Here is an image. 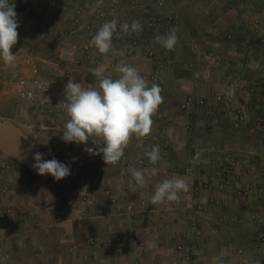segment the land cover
Returning <instances> with one entry per match:
<instances>
[{"label":"crops","instance_id":"obj_1","mask_svg":"<svg viewBox=\"0 0 264 264\" xmlns=\"http://www.w3.org/2000/svg\"><path fill=\"white\" fill-rule=\"evenodd\" d=\"M115 1L48 0L52 8L62 3L67 8L59 10L54 38L62 32L68 40L76 41L80 51V45L89 43L104 24L98 18L101 12L115 16L118 28L114 34L120 33L119 25L128 22L124 15L130 11L128 4ZM167 5L181 40L172 50L168 69L159 82L164 102L153 117L149 135L163 138L166 154H160V160L148 170L133 165L144 172L146 179V185L135 192L128 189L127 165L107 166L102 154L91 164L92 156L83 147L76 154L83 160L78 164L81 177L77 181L53 178L47 186L32 182L20 196L17 174L1 173L0 210L11 209L7 221H0V264H174L179 259L174 251L177 246H185L194 254L192 264H213L214 257L218 258L215 264H264V149L246 146L250 127L236 132L233 120V109L244 112L248 119L255 117L254 103H259L256 97L263 70L250 65L252 58L246 46L239 55L236 42L226 40L239 31L236 10L264 19V0H169ZM76 29L78 36L70 38V32ZM129 40H113V45L117 49V44ZM71 49L72 53L77 51ZM158 50L162 52L161 46ZM134 55L138 63L143 62L138 68L146 67L145 72L151 69L152 63L143 52L136 50ZM72 56L69 64L76 68L80 61ZM121 59L111 53L93 58L105 63L104 75L113 79L118 78L115 69ZM62 64L64 68L68 65L64 57L58 66ZM88 74L90 81L86 84L69 75L85 88L98 87L96 77ZM196 100L206 104L195 108ZM181 141L185 146L176 151ZM67 144L73 148L71 142ZM151 149L152 145L133 136L124 156L135 160L134 164L142 157L149 162L145 153ZM197 152L200 159L192 166L189 161ZM246 159L250 161L247 166ZM95 167L101 170L95 171ZM227 171L234 172L229 181L235 187L220 191L223 179L219 175ZM174 177L184 178L190 190L180 193L179 202L152 205L156 186ZM204 184L210 190L203 191ZM4 186L11 188L6 196L1 194ZM76 187V191L87 190L86 200L74 194ZM239 188L248 189V195L239 196ZM195 228L199 229L198 236ZM80 252L87 255L83 262L76 260ZM239 252L243 255L240 260Z\"/></svg>","mask_w":264,"mask_h":264},{"label":"clouds","instance_id":"obj_2","mask_svg":"<svg viewBox=\"0 0 264 264\" xmlns=\"http://www.w3.org/2000/svg\"><path fill=\"white\" fill-rule=\"evenodd\" d=\"M15 7V0H0V60L6 68L10 69L16 68V54L14 55L11 49L17 44L19 35ZM117 28L116 19L106 21L92 36L88 46L94 47L99 54L111 53L112 56L122 57L123 51L116 49L113 45V35L117 33ZM119 29L124 33L129 31L138 33L142 30V25L138 20H133L131 24L128 22L120 24ZM177 32L178 29L173 28L166 35H157L154 41L166 50L172 51L179 40ZM231 36L232 34L227 38L231 39ZM167 69L168 66L165 70ZM89 71L98 80V87L85 88L82 83H77L70 78L64 90L65 99L57 105V108L62 109L68 117L64 125L62 140L66 143L75 142L78 145L87 144L91 140L94 147H86L84 151L90 156L102 154L104 163L107 166H114L124 156V151L133 136L141 139L150 135L154 123L153 117L164 102V97L161 95L162 88L159 86L164 74L158 83L152 82L149 86V82L138 72L137 68L124 61L116 65L115 71L118 78L115 79L105 76L102 66ZM203 106L195 105V108ZM159 145L153 146L145 153L149 165L142 169L152 168L151 164L154 165L160 160V154H166V147H159ZM184 146L182 141L177 142L176 151L183 150ZM200 155L197 152L189 163L195 166ZM33 159L35 163L32 167L39 175L50 174L56 181L70 175V166L54 158L44 160L43 154L36 152ZM21 167L28 171L25 167ZM127 171L130 173L128 181L130 191L135 192L137 187L143 188L146 185L143 171L135 166H129ZM188 171L191 172V168ZM27 174L31 173L28 171ZM124 174L122 170L121 175ZM189 190V184L182 177L165 179L156 186L150 202L152 205L165 201L179 202L180 193H187ZM217 259L213 258V264Z\"/></svg>","mask_w":264,"mask_h":264},{"label":"rangeland","instance_id":"obj_3","mask_svg":"<svg viewBox=\"0 0 264 264\" xmlns=\"http://www.w3.org/2000/svg\"><path fill=\"white\" fill-rule=\"evenodd\" d=\"M158 1L159 0H149V1L118 0L117 3L116 1L113 3L123 4V6L124 4H128L129 6L127 7V10L130 11V13L128 14L129 15L128 18L133 19L132 17H135L132 12V10L134 11L133 7H137V10L139 11V13L137 14L136 18H139L138 16L142 14L141 9L144 5L153 4L154 2L158 3ZM15 4H16L15 11L17 13L18 20L20 21L19 28H18L20 29L18 32L19 42H17V44L14 45L12 48V53L14 55L16 54V68L15 69L8 68V73L5 77L7 81H15L17 78L21 77V74L25 71V69H29V67L35 65L42 72V74L46 75L48 79L53 81V83L55 84V89H54L53 97L51 99V103H48L50 107L46 109L43 108L42 109L43 113L40 112V114H35L33 111V108L29 107L28 105L22 104L21 102H18L14 100L13 98L11 99V97L9 96L4 95V91L3 89H1V86H0V120L1 121L17 120L18 122L17 126H19L23 130L26 136L30 137L33 140L36 146H38L42 150H51L52 152L55 153V157L48 158L47 160H51L54 158L57 161L70 166V175H68L66 178L62 180L70 181L69 179H71L73 181H77V179L81 177L80 176V165L78 164L79 162L83 160H81L78 155L76 156V154L79 148L83 147L85 149L88 146H84L83 144L78 145L76 143H71L73 144L72 146L73 148L70 149L69 144L51 135L56 125H59L58 123H61V122L66 123L68 119V117L63 112V110L60 108H57V105L62 100L65 99V95H64L65 86L68 80L71 78L69 74H73L71 76L75 75L77 80H81V82H84V84H86L87 81H90V76L88 74L90 73L89 69L102 66L103 70H105L104 68L105 63H103V61H100L101 63L100 62L98 63L95 60H93V58H95L96 55L99 54L98 51L94 47H89L88 45H86L89 47V51L83 52L82 50H80L83 52L82 53L79 50H77L76 41H74L73 38L68 40L67 38H65L64 33L57 32L56 39L54 38L53 34L55 33V31L53 30V25L55 24L58 26V20L60 18L61 12L67 9L63 3L57 4L56 7L54 8L46 6L42 14L29 9L27 0H15ZM59 10L61 11L60 13H59ZM123 10L125 9H122V11ZM235 13L237 15V19L239 20V21L237 20L239 23V27H238L239 31L237 34H234V36L232 35L231 39H226V40L230 42H236L235 44L238 45L237 50L239 49V52H238L239 55L241 52L243 53V50H242L243 47L244 46L247 47L248 49L247 55H249V57L252 58L250 65H252L259 71L263 70L262 71L263 76L261 75V80L262 82H264V78H263L264 77V56L262 57V55H264V19H260L261 16L259 18L258 16L247 14L244 11L236 10ZM82 26L88 27V26H91V24L90 25L83 24ZM22 28H24L22 30L23 32L21 31ZM65 33H67V30ZM59 44H62V47ZM122 44L124 45H119V44L116 45L117 49L120 51H123L124 53L120 62L124 61L128 65L136 67L138 72L144 78H147L148 73L151 74L157 70L158 66L155 67L153 64H151V69L146 72H145L146 67L138 68V66H140V64L142 65L143 62L138 63L136 61L137 59L133 57L132 52L127 46L129 43H126V44L122 43ZM65 46H67L68 49H65ZM60 47L64 48L62 49V52H61ZM73 48H75L77 51L72 53L69 51V49L73 50ZM76 52L78 56L75 55ZM71 54H73L72 57H74V60L80 61L79 64L77 65L78 67L76 68L70 65L72 63ZM89 56H91L92 58L91 60L87 61L86 57L88 58ZM61 57H64V59H66V63H68V65H65V68L63 64H62L63 66L61 65V67L58 66V63ZM84 62L88 63V65H85ZM2 63L3 61L0 60V64ZM94 83L96 84V81H94ZM258 83L260 84L261 81ZM84 84L82 85L85 87L86 85ZM253 86L255 87V85ZM261 94L262 93L259 90V95ZM258 96L256 98L259 100V103H254L255 105L254 116L259 117L260 119L261 116L264 115V110H263V106H260L261 105L260 103H262V98ZM237 107L239 108V105ZM49 110H53V113L49 114L48 112ZM233 110L235 111V115H236L238 113V110L237 111L236 109H233ZM253 118L248 119L249 122L247 123V125L249 124L248 127H250V130L248 131V134L246 135V138L248 139V141L245 142L246 146H249V148L253 150H256L257 148L264 149V136H263L264 131L258 128V125H259L258 123H260V120H256V118L255 119ZM234 119H235V116H234ZM41 121L46 123V124H43V129L41 128V125H42ZM170 123H173V122L170 120ZM44 127L46 128L45 130H44ZM155 137H157L158 142H160V145L162 147H166V145L164 144L162 140L163 138H161L160 135L155 136ZM58 140H60V143ZM60 149H62V151L64 150L69 151L70 153H72L71 155L73 156L75 155V159L72 160L71 155H67L65 159V155L62 153ZM0 156L3 157L2 161L0 162L1 163L0 165H2L4 162L11 161V163L14 166L17 165L26 173L28 172L24 170L21 166H19L16 162L9 159L8 157L2 154H0ZM83 156H84V162H85V155ZM127 158L132 160V158L130 157H127ZM249 162L250 161L246 159L244 164L247 166ZM100 168L101 167H95V171L96 169L100 171ZM231 174L233 176L235 175L234 172ZM74 175H76V177H74ZM51 179H53V177L50 174H48V180L46 181V183H43L40 179H37L35 176L30 174L29 186L32 184V182H38L40 184L43 183L44 185L47 186ZM16 180L18 182V179ZM20 183H21L20 184L21 187L19 186V188L17 189L18 190L17 192L21 193L19 194L21 196V195H24L23 192L26 191L29 186L25 188L23 187V184L21 181ZM76 189L77 187L74 189V194L80 195L81 198L86 200L88 196L87 190L79 188L80 190L76 191ZM14 192L16 191H12L11 194H13ZM27 200L26 198H24L25 202ZM24 208H26V206L24 207V204H22L21 209L25 210ZM10 209L11 208H9V210ZM198 232H199V229H197V231L194 232L196 236L200 234ZM77 252L79 253L78 250ZM76 256H78L76 259L78 262L79 261L83 262V260L86 258L87 255L80 252V254Z\"/></svg>","mask_w":264,"mask_h":264},{"label":"built area","instance_id":"obj_4","mask_svg":"<svg viewBox=\"0 0 264 264\" xmlns=\"http://www.w3.org/2000/svg\"><path fill=\"white\" fill-rule=\"evenodd\" d=\"M168 1L169 0H159L158 3L154 2L153 4L144 5L141 9L142 14L138 18V21L142 25V30L138 33L137 32L126 33L127 36L130 38V41L132 42L131 44L129 43L127 45L130 51L132 53L135 52L136 50L139 51L140 53L143 52V56L146 60H148L149 62L151 61V63L155 67L158 66L157 70L154 73L151 74L148 73L147 78H145L149 83L152 82L158 83L159 80L162 78V75L165 73V69H166L165 62L168 59L170 53V51L166 50L162 46H161L162 52H159L158 51L159 44L155 43L154 38L157 35L168 34L171 31L169 30V28H174L177 24L174 23L175 17L173 16L172 11H169L168 9L169 8V6L167 5ZM27 2L29 9L39 12L40 14L44 12L46 6L51 7L52 5V3L50 5L47 4L48 0H27ZM124 16L129 17L127 13H125ZM98 18L100 19L101 22L105 23L106 21H111L112 19H114L115 16L112 13L108 14L105 12H101L98 13ZM167 26L170 27L167 28ZM70 34H71L70 36H78L79 29L72 30ZM179 39H181L180 36ZM17 42H19V39ZM86 45H88L87 42H84L80 45V49L83 52L89 51V47ZM7 73H8V68L5 67L4 63L0 64V86L1 89H3L4 91V95L9 96L11 97V99L13 98L16 101L21 102L22 104L28 105L29 107L33 108L35 114H40V112L43 113L42 110L43 108L46 109L50 107L48 103H51V99L53 97V93L55 89V84L53 83V81L48 79L46 75L42 74V72L38 69V67L33 65L29 67V69H25V71L21 74V77L17 78L15 81H7L5 77ZM261 83L262 86L259 90L262 93L260 98L263 99L262 103L264 110V82L261 81ZM45 97H47L48 99H46ZM203 105L204 103L202 101L196 103V106H203ZM184 107H189V106L185 105ZM48 112L49 114H52L53 110H49ZM159 119L160 120L165 119V116H159ZM41 122H42L41 128L43 129V124L46 123L43 121ZM248 122H249L248 118L245 115H241L239 111L234 119L235 129L238 132H241L242 128L248 127L249 125V124L247 125ZM58 124L59 125H56L55 129H53L51 135L57 139L62 140L63 131L65 130L64 129L65 123L61 122ZM258 128L264 131L263 124L262 125L259 124ZM45 129L46 128L44 127V130ZM60 140H58L59 143ZM141 141L143 143H147L148 145H150L151 143H153L154 146L159 145L157 137L151 138L149 135L147 137L141 138ZM71 143H75V142H71ZM83 145L88 147H94L91 143V140H89L87 144H83ZM159 147L162 146L159 145ZM60 150L62 151V149ZM62 153L65 155V159L67 155L72 154L67 150L62 151ZM99 156L100 155H92L91 164L95 163L98 160ZM71 157L72 160L75 159V155L74 156L71 155ZM118 163H123L128 167L136 165L137 167L140 168H144L149 165L144 157L139 158L136 164H134L135 160H131L126 156H123ZM9 171H13L14 173L17 174L18 188L21 184L20 181L22 182L23 187L27 188L29 186L30 175L27 174L25 171H23L20 167H18L17 165L14 166L11 163V161L4 162L2 165H0V175L1 173L7 175ZM263 173H264V169H263ZM230 175H231L230 172H227L225 175L224 174L219 175V177L223 179V182H221L219 186L220 190L234 189L235 186L229 181V178H231ZM74 177H76V175H74ZM13 181H14L13 178H11V182ZM205 185L206 184L203 185V191L210 190L211 187L208 184H207L208 186L206 185V187ZM10 190H11L10 186H4L1 190V194L3 196L8 195V192ZM237 192L239 196L248 195V189L239 188ZM9 213H10L9 210H5V209L0 210V221L3 223L6 222ZM174 251L177 254V257L179 258L177 261H175L174 264H192L194 262L193 261L194 254L190 253L189 249H186L185 246H177L174 249ZM242 256H243L242 252H239L238 255L239 260L242 258Z\"/></svg>","mask_w":264,"mask_h":264},{"label":"water","instance_id":"obj_5","mask_svg":"<svg viewBox=\"0 0 264 264\" xmlns=\"http://www.w3.org/2000/svg\"><path fill=\"white\" fill-rule=\"evenodd\" d=\"M36 152L42 153L44 160L55 157L51 150H42L36 146L16 123L11 120H0V154L25 167L33 176L46 183L48 174L39 175L32 167Z\"/></svg>","mask_w":264,"mask_h":264},{"label":"trees","instance_id":"obj_6","mask_svg":"<svg viewBox=\"0 0 264 264\" xmlns=\"http://www.w3.org/2000/svg\"><path fill=\"white\" fill-rule=\"evenodd\" d=\"M134 8V7H133ZM132 12H133V15L135 16V17H132L133 19H129L128 18V22H129V24H131V22L133 21V20H138V18H136V16H137V14L139 13V11L137 10V8H134V11L132 10ZM141 16V15H140ZM139 17V16H138ZM164 25H166V24H164ZM170 26H167V28H169ZM173 28H169V30H172ZM129 32H132V31H129ZM114 35H117V37H115V38H113V40H116L117 42H118V40H121V39H128L129 37L127 36V34L126 33H124V32H120V33H118V34H114ZM179 36V35H178ZM130 39V38H129ZM181 39H179L178 41H180ZM122 43H124V41L122 42ZM121 43V44H122ZM129 43L131 44L132 42L129 40ZM124 45V44H123ZM161 45H159L158 46V48L160 47ZM159 52H161L160 50H158ZM171 53H172V51H170V53H169V57H168V59L166 60V62H165V68L168 66V64H169V62H170V56H171ZM133 57H135V55L133 54ZM136 58V57H135ZM165 72H166V70H165ZM151 85V83H149V86ZM259 86V85H258ZM261 87V86H260ZM185 104H187V103H185ZM184 104V105H185ZM261 105L260 106H263V103H260ZM239 112V111H238ZM241 112V115H245L246 117H247V115L244 113V112H242V111H240ZM238 114V113H237ZM237 114L235 115V117L237 116ZM248 118V117H247ZM258 124H263L264 125V115L260 118V123H258ZM236 130V129H235ZM236 132H238L237 130H236ZM238 134H240V133H238ZM154 146V144L152 143V147ZM224 174H226V173H224Z\"/></svg>","mask_w":264,"mask_h":264}]
</instances>
